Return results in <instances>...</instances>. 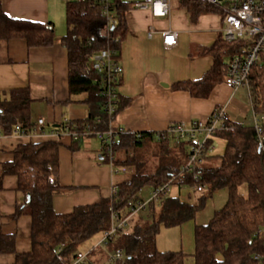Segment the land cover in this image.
Instances as JSON below:
<instances>
[{
  "label": "trees",
  "instance_id": "trees-1",
  "mask_svg": "<svg viewBox=\"0 0 264 264\" xmlns=\"http://www.w3.org/2000/svg\"><path fill=\"white\" fill-rule=\"evenodd\" d=\"M181 2L194 13L217 8L204 0ZM112 6L116 23L108 28L97 0H67L68 29L62 44L68 50L69 92L72 96L86 94L90 110L85 120L53 126L59 137L65 135L67 127L85 132L105 130L108 126L103 77L90 69V61L108 46L117 50L126 34L124 11L128 6L121 0H115ZM0 38H22L30 46H48L53 44L55 32L51 23L11 18L0 4ZM250 44V39L227 41L221 34L207 49L214 58L211 69L200 79L178 82L173 88L188 91L194 97H208L217 84L225 82L233 57L244 53ZM249 90L257 121L264 131V48L251 68ZM31 102L27 87L0 91V133H13L16 125L27 132L36 131ZM227 126L208 141L215 147V139L225 140L224 153L201 154L193 170L183 169L189 161L191 140L177 141L172 135L157 140L156 132L138 135L118 130L112 153H101L117 173H125L115 183L117 192L93 204L77 205L69 213L56 212L52 203L53 196L64 190L59 178V140L18 145L13 159L3 165V175L18 178L17 192L23 200L17 204L13 217H19L25 209L29 211L32 245L28 252L18 253L12 264H103L108 253L119 249L125 255L122 264H185L188 254L184 251L157 248L160 226H182L195 219L205 204L206 194L212 196L220 189L227 190L225 204L214 211L206 224L194 225V251L190 255L194 264H264V154L254 127L235 123L231 118ZM83 137L71 138L72 152L78 150ZM168 182L178 185L175 194L161 193L154 200L141 194L145 186L155 189ZM196 184L204 189L181 191ZM183 193L187 197L182 198ZM137 201L146 202V206L133 214ZM119 223L124 225L120 227ZM112 224L116 225L112 235L91 249L84 261L77 262L80 246L110 230ZM14 250V238L0 235V252Z\"/></svg>",
  "mask_w": 264,
  "mask_h": 264
},
{
  "label": "crops",
  "instance_id": "crops-1",
  "mask_svg": "<svg viewBox=\"0 0 264 264\" xmlns=\"http://www.w3.org/2000/svg\"><path fill=\"white\" fill-rule=\"evenodd\" d=\"M121 1L128 8L124 11L127 31L116 53V62L121 66L117 85L119 108L108 115L106 129L111 126L125 133L164 131L172 123L189 124L206 118L221 105L227 108L233 122L254 127L257 118L247 86L233 89L221 82L206 98L173 88L178 82L198 80L211 69L214 58L207 49L223 35L221 8L194 13L181 0H172L167 17L153 18L148 10L134 7L139 0ZM0 4L11 18L51 23L55 32V40L48 46H30L22 38H0V91L27 87L32 98L31 119L37 127L36 131L24 135L15 131L0 133V235L13 237L15 247L14 251L0 252V264H12L18 253L28 252L32 245L29 211L25 209L19 217H13L17 204L23 200L17 192L18 178L3 175V165L13 159L18 145L49 140L61 143L59 178L64 190L52 199L58 213H69L77 205L110 197L113 186L122 178L117 174L124 176L125 173H117L102 159V139L98 135H86L79 141L78 150L72 152L71 137H59L52 129L65 119L85 120L90 110L85 102L86 94L72 96L69 92L68 50L62 44L68 29L67 0H0ZM166 29L177 32L174 47L163 45L162 32ZM151 30L154 32L149 37ZM41 118L44 120L42 132L38 128ZM184 189L181 191H187ZM150 191L151 187L145 186L141 194L148 198ZM181 196L187 197L184 193ZM186 223L182 225L183 237L189 245H194L195 223ZM102 235V232L96 234L80 249L90 251ZM193 251L189 252L185 264H194L190 256ZM95 257L101 259L99 254Z\"/></svg>",
  "mask_w": 264,
  "mask_h": 264
},
{
  "label": "built area",
  "instance_id": "built-area-1",
  "mask_svg": "<svg viewBox=\"0 0 264 264\" xmlns=\"http://www.w3.org/2000/svg\"><path fill=\"white\" fill-rule=\"evenodd\" d=\"M103 9L108 22V28L116 23V16L113 11L112 0H97ZM172 0H139L134 3V7L141 10H148L153 18H164L169 15ZM218 8L222 9L224 26L223 37L227 41L237 39H250V46L242 53L235 55L229 64L228 75L225 84L233 89L240 86L249 88V76L252 66L259 60L260 53L264 48V0H204ZM154 31H149L148 36L152 37ZM163 45L166 48L174 47L177 44V32L172 29H166L162 32ZM117 50L108 46L96 53L90 61V69L103 77L102 84L104 86L105 110L108 115H112L116 111L115 101L118 98L117 82L121 74V66L116 62L115 55ZM230 115L227 108L223 105L216 107L206 118L192 120L189 124L172 123L166 130L156 132L157 140L165 139L167 135H172L177 141L191 140L189 161L183 169H195L196 162H200L198 158L201 154H210L214 145H209L208 141L215 137V132L228 128L227 123ZM64 122L72 121L65 119ZM100 122V120H99ZM44 120H38V128L43 131ZM37 128V127H36ZM257 133L259 147L264 154V131L259 125L257 119L254 124ZM14 131L17 134L24 135L28 133L22 129L20 125H16ZM57 134V132H56ZM118 131L109 126L105 130H88L79 132L70 130L67 127L65 135L77 140L86 135H98L102 139V151L106 150L112 153L114 139ZM139 135V133H136ZM178 188L176 183L168 182L160 187L151 189L148 200L158 199L161 193L172 191ZM190 191L194 189L201 192L204 186L196 184L189 187ZM183 189V188H181ZM117 192V187L113 186L112 195ZM146 206V202L137 201L133 207V214L140 208ZM115 216V214H114ZM120 227L124 223H119ZM116 225L108 231L102 232V238L98 245L104 243L115 231ZM261 231V230H260ZM89 251L79 250L76 256L77 262L86 259ZM124 251L122 249L108 253L103 264H122L124 262Z\"/></svg>",
  "mask_w": 264,
  "mask_h": 264
},
{
  "label": "rangeland",
  "instance_id": "rangeland-1",
  "mask_svg": "<svg viewBox=\"0 0 264 264\" xmlns=\"http://www.w3.org/2000/svg\"><path fill=\"white\" fill-rule=\"evenodd\" d=\"M225 147H226L225 140L221 138L215 139V147L213 151L216 154H223L225 151ZM140 152L141 151H139L138 153ZM117 177L121 178L122 175L117 174ZM183 188H186L184 190H187V191L192 190L189 187H183ZM175 191H177V188L172 189V194H175ZM194 196H196V194H194ZM226 200H227V190L226 189H220L219 191L215 192L212 196H208L206 194V200L204 202L205 204L202 206V208L198 210L195 216V219L191 220V222L198 223V224H206L210 220L214 211L221 208L225 204ZM146 213L147 212H144L143 214H146ZM191 222L189 221L187 223H191ZM183 227L184 226H178V225L168 227L162 224L160 226L159 233L156 238L157 248L160 251H180L182 250L189 255V252L194 249V245L193 243L189 245L186 238L183 237ZM262 230L264 231V229Z\"/></svg>",
  "mask_w": 264,
  "mask_h": 264
}]
</instances>
